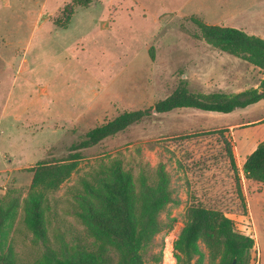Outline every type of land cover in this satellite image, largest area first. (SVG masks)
<instances>
[{
  "label": "rangeland",
  "instance_id": "rangeland-1",
  "mask_svg": "<svg viewBox=\"0 0 264 264\" xmlns=\"http://www.w3.org/2000/svg\"><path fill=\"white\" fill-rule=\"evenodd\" d=\"M72 1L0 0V200L14 191L20 202L0 251L11 248L17 264H39L44 250L24 223L30 167L66 158L92 128L154 107L181 83L195 93L233 94L258 85L263 74L208 44L194 19L251 28L247 16L264 0H91L75 6L63 28L57 20ZM234 119L193 108L153 113L82 150L72 174L46 192L51 247H97L77 216L78 197L85 182L120 163L136 191L142 180L155 184L163 171L172 193L159 215L163 228L143 251L144 264L162 263L165 238L178 236L195 205L223 212L246 235L254 234L247 227L253 223L249 264H264V184L247 179L240 163L231 166L227 150L234 146L223 123ZM199 247L200 264H218Z\"/></svg>",
  "mask_w": 264,
  "mask_h": 264
},
{
  "label": "trees",
  "instance_id": "trees-1",
  "mask_svg": "<svg viewBox=\"0 0 264 264\" xmlns=\"http://www.w3.org/2000/svg\"><path fill=\"white\" fill-rule=\"evenodd\" d=\"M90 3L91 0H73L64 7L63 19L57 20V23L66 28L75 13V6ZM194 22L208 44L252 64L264 75L263 39L236 27L211 25L197 19ZM262 99L264 77L257 88L236 94L195 93L181 83L154 107L124 112L92 128L71 144L66 158L55 162L38 161L28 169L33 176L23 206L24 223L34 241L44 248L39 264H144V249L163 228L159 215L164 206L172 201L166 174L160 171L155 184L142 180L136 191L131 175L123 170L120 163H116L94 183L85 182L84 193L78 197L77 216L95 238L97 247L93 250L65 248L61 252L53 249L44 217L46 192L58 188L72 174L82 150L125 131L153 113L193 108L228 114ZM227 155L232 168L236 170L235 157L230 148ZM242 171L247 179L264 184V141L247 157ZM14 193L10 191L7 197L0 200V242L20 206L19 197ZM201 243L208 248L213 260L218 259V264H249L250 252L254 247V239L237 231L233 221L223 212L195 205L189 208L188 220L174 241L177 263L200 264ZM111 252L116 253V261H113ZM0 264H17L11 248L0 251Z\"/></svg>",
  "mask_w": 264,
  "mask_h": 264
},
{
  "label": "crops",
  "instance_id": "crops-1",
  "mask_svg": "<svg viewBox=\"0 0 264 264\" xmlns=\"http://www.w3.org/2000/svg\"><path fill=\"white\" fill-rule=\"evenodd\" d=\"M247 20L252 24L251 28H236L242 29L247 34L264 40V7L256 9L255 12L247 16ZM263 77L264 75L262 74L261 80ZM259 84L254 86V88H257ZM239 92L241 91L233 94ZM230 114H233L235 119L228 120L224 122L223 125L226 126L231 134L235 162L237 164L240 163L242 167L247 157L262 141H264V99L245 108L236 109L225 115ZM243 115H245V117H243Z\"/></svg>",
  "mask_w": 264,
  "mask_h": 264
},
{
  "label": "built area",
  "instance_id": "built-area-1",
  "mask_svg": "<svg viewBox=\"0 0 264 264\" xmlns=\"http://www.w3.org/2000/svg\"><path fill=\"white\" fill-rule=\"evenodd\" d=\"M247 227H251L252 228V233L254 232V234H248L247 236L251 237L252 239H254L255 237V228L253 223H251L249 226ZM241 233V232H240ZM244 234V233H242ZM246 235V234H244ZM175 237H167L165 238L164 241V245H163V257H162V263L161 264H178L176 257H175V250H174V241H175Z\"/></svg>",
  "mask_w": 264,
  "mask_h": 264
}]
</instances>
